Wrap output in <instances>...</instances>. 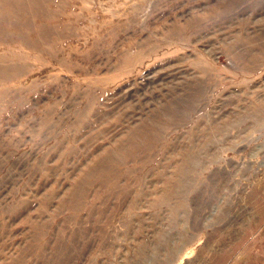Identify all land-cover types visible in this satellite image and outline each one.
I'll return each mask as SVG.
<instances>
[{
  "label": "rangeland",
  "instance_id": "obj_1",
  "mask_svg": "<svg viewBox=\"0 0 264 264\" xmlns=\"http://www.w3.org/2000/svg\"><path fill=\"white\" fill-rule=\"evenodd\" d=\"M0 264H264V0H0Z\"/></svg>",
  "mask_w": 264,
  "mask_h": 264
},
{
  "label": "bare ground",
  "instance_id": "obj_2",
  "mask_svg": "<svg viewBox=\"0 0 264 264\" xmlns=\"http://www.w3.org/2000/svg\"><path fill=\"white\" fill-rule=\"evenodd\" d=\"M84 1V0H83Z\"/></svg>",
  "mask_w": 264,
  "mask_h": 264
}]
</instances>
